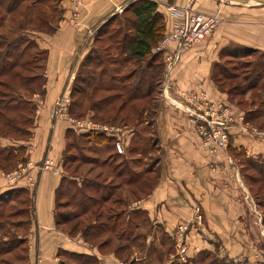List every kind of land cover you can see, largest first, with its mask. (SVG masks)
<instances>
[{"label":"crops","instance_id":"obj_1","mask_svg":"<svg viewBox=\"0 0 264 264\" xmlns=\"http://www.w3.org/2000/svg\"><path fill=\"white\" fill-rule=\"evenodd\" d=\"M134 1L82 0L77 23L70 25L64 20L63 26L60 25L49 36L50 40L44 43L48 51L46 96L41 110H38L34 135L25 142L28 146L27 159L31 162V167L26 168L25 172L35 180V184L31 216L22 236L27 249L24 264H60L59 253L62 251L84 253L87 250L93 253L85 249L82 239L68 235L55 221L56 189L63 173L66 132L73 125L69 119L53 122L49 110L64 81L75 77V74L71 75L75 71V64L80 65L90 47L96 44L93 41L95 34ZM153 1L156 10L163 16V35L171 31L174 18L169 7L172 5L204 14H214L228 7L218 0ZM233 2L231 0L230 3ZM68 3L71 5L70 1ZM247 4L254 6V17L264 16V7H257L264 3L254 0ZM66 15L68 17V13ZM230 24L227 25L223 17L206 39L186 46L176 40L163 41L162 37L138 60L130 51L123 50L125 64L132 68L129 79L137 81L139 96L151 87L145 81L156 84V95L153 94L158 102L155 127L157 143L162 148L161 166L151 194L131 207L145 210L152 223L160 226L166 235L179 224L187 225L184 232L188 258L202 250H214L209 236H217L220 240L230 237L239 239L237 225L249 221L251 215L246 208L248 201L244 198H247V193L245 190V197L243 179L234 157L242 155L246 160L254 161V132L247 131L242 110L230 105L227 93L218 88L212 75L214 65L220 62L222 50L226 48L246 45L264 51V21H254V35L253 29L249 30L250 34L246 32L248 29L242 27L243 22L231 20ZM80 49L83 52L72 60L74 53H79ZM153 55L156 56L155 60L148 64ZM174 55L178 58L172 61ZM194 95L196 97H192ZM216 107L220 108L219 111L228 110L231 117L227 121L229 142L226 150L210 153L202 144L196 124H208L201 117L204 114L208 117V108ZM257 150L255 153L261 154ZM45 160L50 165L45 166ZM42 163L45 164L40 167ZM26 181L23 177L0 189V193L15 188H27L31 193ZM196 204L204 212L203 227H196L192 220L193 206ZM177 232L181 233L180 230ZM184 232L181 234L184 235ZM94 252L99 259L98 251ZM113 257V254H106L100 264H112Z\"/></svg>","mask_w":264,"mask_h":264},{"label":"rangeland","instance_id":"obj_2","mask_svg":"<svg viewBox=\"0 0 264 264\" xmlns=\"http://www.w3.org/2000/svg\"><path fill=\"white\" fill-rule=\"evenodd\" d=\"M68 1L71 2V5H69ZM81 1L82 0H27L26 3L18 6L12 12V14L9 15L5 14L6 10L4 4L2 6L0 5V17L2 15H5L3 24H5L6 27L10 28L9 30H5L4 32L7 36H10L13 33L20 31L21 29L17 27V22L20 21L25 26L24 28L29 30V32L31 33L28 37L35 41L40 50L47 51L44 43L50 40L49 36H52L60 25L63 26L64 20L66 23H70V25H75L77 23ZM218 1L224 3L228 7H226V9L215 11L214 14H204L203 12H197L190 8L189 9L194 13H202L206 16L211 15L218 18L217 26L214 29L218 27L224 17L226 19L227 25H231V20L243 22L242 27L244 29H248V31L246 32L250 34L249 30L253 29L252 34L254 35V21H264L263 15L254 17V12H252V10H254V6H249L247 3L242 2L230 3V0ZM257 7H264V5L260 4ZM182 8L185 7H178L175 5L170 6L169 10L172 17L175 18L172 13L173 9ZM42 13H45V15L48 16L50 24L54 26L52 32L47 24H45V26H41V24L39 23V19L42 17ZM67 13L68 17L66 15ZM37 14L39 15L36 16ZM127 15V13L124 14L123 12H121L116 17L115 21H111V25H106V30L101 33V41L96 43L97 48L96 46L94 47L96 48L95 50L98 52L99 56L105 59L102 62V65H100V67L107 69L105 74H103L104 76L102 80L99 81V76H96V79L94 81H87L88 83H90V86L89 88L87 87L81 94H78L77 92H75V94H72L71 91L73 85H80V81H75V77H69L67 81H64V83L62 84L61 91L54 100L49 110V115L51 117L50 119L53 122L72 119L75 121L84 122L92 121L98 125H113L117 128L115 130V134L113 135V140L110 141L109 146L107 147H105V144H101L103 146L95 144L90 138L91 136H93V134H103L102 131L84 130V132H80L78 128H72L71 130L73 132H71V134L69 135L68 140L71 143L70 146L72 148H69V150L71 153L77 152L78 155L84 154L99 161H109L115 164L122 160H126L127 168L125 172H136L149 169L148 171L151 172L143 174L142 179H145V181H143L141 184H136V186H133V184L131 193H127L124 191V194H121V196L124 195L125 198L128 197L127 202H129V205L131 206L151 194L156 182V175L158 173V170H160L162 148L156 142L157 134L155 127V118L157 114V112H155V109L158 106V102L155 101V97H152V99L154 100L152 102H147L148 104L146 107V111H142L141 115L139 116L140 122H135L137 119V113H134V116H131V119L129 120V123L127 125H124L122 123L121 118L114 119L113 114H111L110 112L102 113L101 111H96V109H92L90 107L91 101L93 99L95 101L98 98L97 94L102 95L112 92L111 90L108 91L107 88L109 85V87H111L112 83L115 82L108 80V75H114L115 79H120V75L130 69L129 65H123L122 55L119 54L122 35L127 31L129 27L126 18ZM27 16L31 17V20H29ZM0 31H3V29ZM43 31H47L49 33H45ZM171 31H173V23ZM171 31H169L167 34L164 33L163 41ZM210 32L206 33L202 38L193 41L191 44L206 39L207 35L210 34ZM117 40L119 42L118 44L114 46L113 44L111 46H108L109 43H113ZM176 41L182 46L191 45L186 44L183 39H177ZM30 49H32V47ZM230 49V51L225 50L226 53L224 52L221 55L219 66L214 67L213 75L217 77L220 82H223V88L226 89L223 91H228L226 93L230 105L233 107L235 105L236 108L242 110L243 122L248 126L247 131L254 132V166L248 164L247 162L251 160H246L242 155H236L234 157V161L240 169L243 179V193L245 197L247 193V198H244V200L248 201V204H246V208L251 215L249 216V221L237 225L236 229L238 230L237 234L239 236V239L230 237L227 240H220L217 236H209V242L212 241L214 250H202L196 253L194 257H192L197 260L196 264H210L211 261H214L215 264H224L223 261L225 260H223L222 258H226L227 260H229L226 262V264H264V87H261V90L258 91V88H260L259 84L264 82V72L262 73V77L257 80V82L259 81V83L256 82V84L254 82V84L250 85L251 78L254 75L256 76V74L258 73V71L254 72V69L256 70L264 64V51L261 49H245L241 51L242 55L234 56L233 54L235 51H232L233 48ZM82 52L83 50L81 51L80 49L79 53H74L72 60H74L75 56L80 55ZM237 52L239 53V51H236V53ZM47 56L48 51L46 57ZM40 57V53L36 54V64L38 65V67H43V65L44 67L43 70L38 68L37 72L40 73V71H43V73L45 74L47 58H45V62L43 63L42 60H38ZM114 58H118V60L115 61L117 63L112 65L110 61ZM177 58L178 57L174 55L172 61L176 60ZM106 60H108L109 63H106ZM81 67L82 66L75 64V71L71 75L73 76V74H75L76 76L79 69L81 71ZM100 67L98 65H95L94 62H91L87 66L88 70L85 67H82V70L83 72L94 70L97 74L100 72L97 71V69H100ZM85 73L86 72H84V74ZM228 73H236L238 77L230 80V78H228ZM46 82H48L47 79L45 81V85L47 84ZM91 83H93L92 85L100 84L99 87L102 88L101 90H99V93L95 94V97L88 96L89 93H91ZM237 83L238 87L236 90H228L230 87ZM123 84L124 81H120V85L122 87L120 86V89L118 88V90L116 91H120L123 95L122 98L124 99L126 92L123 90H126L130 87V82L124 88ZM116 87L117 86H115V88ZM156 91L157 89L155 90V92ZM154 95H156V93H154ZM30 96L33 102L36 104V111L33 117L32 127L30 128L31 134L28 135L26 139L20 140L0 136L1 147L9 145H20L24 148V156L26 157H28V146L25 144V142L34 135V129L38 121V110H41L42 108V104L46 96V90L42 97H40L38 94ZM192 97H196V95ZM57 99H62L63 101L61 100V102H59V105H56L58 102ZM133 101L134 102H131L130 104L128 103V105L125 107H131V109H133L132 111H136L138 108H140V106L138 105L137 100ZM121 102L122 101L119 100L115 103H117L118 106ZM69 107L72 108V113L69 111ZM219 109V107H216L214 109L208 108V111H206L208 113V117L205 116V114L201 117V119H203L208 124H206L205 126H203V124H196V131L200 136L202 144L210 153H217L226 150L227 144L229 142L227 121L230 120L231 117L228 114V110L224 112V109L221 111H219ZM247 111H253V116L248 118ZM55 113L56 117L53 116ZM108 114L112 115V118L110 120L106 119L108 118ZM74 125L76 124L74 123ZM79 133H90V136H88L86 140H82L79 138V141V139H75V137ZM116 135L120 137L122 141V148L120 152H117L116 149L114 151L113 148V142L117 139ZM223 135L226 136L225 142L223 139ZM132 137H134L133 141L131 140ZM130 141L132 142L130 143ZM129 148L131 149L130 151H128ZM256 149H258L257 151H259V153L261 154L257 155L255 153ZM45 163L40 164V167H43V164H45V166L50 165L46 162V160ZM96 164L98 163L76 161L71 165L72 169H64L62 173L65 175L63 181L64 184L61 188V194L59 193L58 195V213H68V211H70L68 207H63V204L61 203H64L66 202V200L71 199L70 195L74 190L76 183L80 184L82 180L95 178L94 174L103 168L101 166H96ZM77 165H79V168L74 171L73 168ZM30 167L31 162L27 159L24 164H19L18 167L9 169V171L0 170V189H3L7 185H12V183H15L17 180L25 177L27 180V187L31 190V193H29L31 194L32 198L34 194L33 186L35 184V180L32 179L27 174V172H25L26 168ZM252 167H254V169ZM88 169H92L91 174L86 172ZM111 175L112 174H107L106 176H101L96 179L105 186L104 190L101 189L98 193V197L99 195H102L105 193V191H107L105 190L107 187H112L113 184L119 182V179L116 178L112 181ZM119 193H122L121 189H119L114 195L111 194V198H114ZM248 193L250 196L248 195ZM8 197V199L6 198V201L0 206V210L3 211V216H0V220L2 221L0 226V243H3V246H1L0 250V264H24L26 257L24 259L25 244H23L22 242V236L24 235L27 228L26 223L28 220H30L31 216V199L30 195L26 191H23V193L19 195L9 194ZM138 197L141 198L138 199ZM130 206H127V209ZM105 213L106 212H104V216L106 215ZM192 214V220L195 222V226L203 227V223H205V217L203 209L199 204L193 206ZM131 219V222L137 225H135V227L133 228L131 227L130 231H132V233L130 232V237L132 238L136 236V243H143V247L132 245L129 249L127 248L125 250L123 258H120L112 252H108L110 247H97L96 242L101 238L96 239L92 236H89L88 238L84 239L78 232L75 233V235L73 234L72 236H78L79 239H82L81 241L82 243H84L83 245L85 246V249L88 248L90 251H93V253L87 252V250L86 252L82 253L83 255H86L85 260H83V258L85 257L76 259L71 258L67 253H60L62 264H100L101 259H103V256L105 257L106 254L114 255L112 264H169V261H180L179 257H177L176 254L177 250L180 247L179 241L181 239H183V244L185 245V251L187 254V246L185 244L186 234L184 232L187 225H177V229L175 227L174 231H172V233L168 234L167 237H165L166 235L163 236L161 233L163 231L162 229H156L150 225L152 223L150 218L149 222L144 221L143 216L141 215L135 217L131 216ZM101 220L102 218L98 219L99 222ZM175 230L176 232L178 230H180L181 233L184 232V235L181 233L178 234V232L176 233ZM243 231H245V234H243ZM160 240H164V243L162 244ZM150 246L154 250L149 251L148 248ZM238 246H242L243 248L237 249ZM209 247H212V244H209ZM95 250L98 251L97 254H100L99 259L94 252ZM216 256L221 257V259L219 260L218 258L217 261L213 260L214 258H216ZM188 259L190 258H187V260ZM231 260L233 261L231 262Z\"/></svg>","mask_w":264,"mask_h":264},{"label":"trees","instance_id":"obj_3","mask_svg":"<svg viewBox=\"0 0 264 264\" xmlns=\"http://www.w3.org/2000/svg\"><path fill=\"white\" fill-rule=\"evenodd\" d=\"M26 2L27 0H0V5L2 6L4 4L6 10L5 14L9 15L12 14V12L18 6ZM123 13L128 14L127 17H125L127 18L129 27L127 31L122 35L119 54L122 55L123 65H126L125 58L123 56V50L124 52L125 50L130 51L132 56H134L136 60L142 58L150 51V47L163 37L164 20L163 16L156 10V3L153 0H136L130 3L129 6L123 11ZM38 15L39 14H37L36 16ZM4 16L2 15L0 17V30L3 29V31H0V136L20 140L26 139V137L31 134L30 128L32 127L33 117L36 111V104L33 102L30 95L33 96L35 94H38L40 97H42V95L45 93V74L43 73V71H40V73L37 72L38 68L43 70L44 65L43 67H38V65L36 64V54H41V57L38 60H42L44 63L45 58H47V51L40 50L35 41L28 37L31 33L29 32V30L24 28L25 26L20 21L17 22V27L21 30L13 33L10 36H7L4 31L9 30L10 28L6 27L5 24H3ZM116 17L108 21V24L105 23V27L100 29L99 32L95 34V36L93 37L94 42L98 43L101 41V33L106 30V25H111V21L116 20ZM27 18L31 20V17L27 16ZM39 23L41 24V26H45V24H47L51 32L54 29V26L50 24L48 16H46L45 13H42V17L39 19ZM43 32L46 33L47 31ZM118 43L119 42L117 40L113 43H109L108 46H111L112 44L114 46ZM95 46L96 44L90 47L79 66L85 67L87 69L88 64H90L91 62H94V64L98 65L99 67L100 65H102V62L105 59L99 56L98 52L95 50L97 46L96 48H94ZM31 47L32 49H30ZM231 48H233L232 51H235L233 54L234 56L242 55L241 51L245 49L256 50L246 45H237ZM225 50L230 51L231 49L229 47L222 50V54L225 52ZM236 51H239V53H236ZM152 57L153 58L147 62L148 64H151V62L155 60L154 58H156L155 55H153ZM117 60L118 58L111 59L110 63L113 65L117 63L115 62ZM156 61L159 60L156 59ZM105 62L109 63L108 60H106ZM138 65L135 67V71L137 70ZM159 66L160 65L158 64L156 69L157 75L160 68ZM218 66L219 62L214 65V67ZM82 67L81 71L79 69L74 78L75 81H80V85H73L71 91L72 94H75V92L81 94L87 87L89 88L90 86V83H88L87 81H94L96 79V76H99V81L102 80L104 76L103 74H105L107 70L106 68L100 67V69H97L98 72L100 71L99 73H97L98 75L94 70L84 71L86 72L84 74ZM131 71L132 68L120 75V79H115L114 75H108L107 79L115 83H112L111 87H109L110 85L108 86L107 90H111L112 92L107 94H97L99 93V90L102 89L101 87H99L100 84L92 85L93 83H91V93H89L88 96L95 97V94H97L98 98L95 101L94 99L91 101L90 107L92 109H96V111H101L102 113L110 112L111 114H113L114 119L121 118L124 125H127L129 123V120L131 119V116L133 117V114L137 113V119L135 122L139 123V116L141 115L142 111H145L144 109L147 107V102H152L154 100L152 99V97L154 98L153 94L156 90V84L154 81H145V83L149 82L151 84V87L149 89H146L143 95L139 96L137 90V81H132L129 79ZM256 71H258V73L256 74V76L254 75L251 78L250 85L254 84V82L256 83L257 80L262 77V73L264 72V64L261 65L258 69H254V72ZM228 74L227 75L230 80L238 77L236 73ZM212 76L218 87L222 90H226L223 88V82H220V80H218V78L214 75ZM120 81H124L123 88L130 82V87L126 90H123L126 92L124 99L122 98V93L120 91H116L118 90V88L120 89ZM257 83H259V81ZM115 86L117 87L115 88ZM259 86L260 88H258V91L261 90V87H264V82L259 84ZM237 87L238 83L230 87L228 90H236ZM119 100H121L122 102L117 106V103L115 102ZM133 100H137L138 105L140 106V108H138L136 111H132L133 109H131V107H125L128 105V103L130 104L131 102H134ZM69 108V111L72 113V108ZM111 114L107 115V120H110L112 118ZM253 114V111H247L248 118L252 117ZM71 132H73L71 129H67V143L64 155L62 157L63 171L65 168H67V170L72 169L71 165L76 161L98 163L96 164V166H101L103 168L94 174L95 178L82 180L80 184L76 183V186L74 187V190L70 195L71 199L66 200V202L64 203H61L63 204V207H68L70 209L68 213H58L57 211V206L59 204L58 195L59 193L61 194V188L64 184L63 181L65 178V175L62 174L59 186L56 189V206L54 215L56 224L62 231L70 236H72L73 234L75 235V233L79 232L84 239L88 238L89 236H92L96 239L101 238L96 242L98 248H103L104 246L110 247L108 252H112L116 256L123 258L125 250L127 248L129 249L130 246L135 245L138 247H143V243H136L137 239H135V235V237H130V232L132 233V231H130L131 227L133 228L135 227V225H137L131 222V216L135 217L141 215L143 216L144 221L149 222L150 220L145 210L141 208H130V203L127 202L128 197L125 198V196H121V194H124V191L127 193H131L132 185L134 184L133 186H136V184H141L143 181H145V179H142L143 174L151 171H148L149 169H146L143 171L125 172L127 168L126 160H122L115 164L109 161H99L84 154L78 155L77 152L71 153L69 148L72 147L70 146L71 143L68 141ZM88 136H90V133H79L75 137V139L80 138L82 140H86ZM90 138L95 144L100 146H103L101 144H105V147H107L109 146L110 141L113 140V135L97 133L93 134V136H91ZM133 139L134 137L131 138L132 141ZM132 141H130V143ZM114 142L113 148L115 151ZM130 150L131 149L129 148L128 151ZM26 160L27 157L24 156V148L22 146H0V170L9 171V169L18 167L19 164H24ZM247 163L251 166H254V163L251 161H248ZM78 168L79 165L75 166L73 170L75 171ZM91 170L92 169H88L86 172L91 174ZM107 174H112V181L116 178L119 179V182L113 184L112 187H107L105 189L107 191H105L104 194L99 195L98 197V193L101 189L104 190L105 186L96 179L101 176H106ZM119 189L122 190V193H119L114 198H111V194L114 195ZM23 191H26L30 195L31 211L32 198L31 194L29 193L30 191H28L27 188H15L0 193V206L6 201L5 199L9 194L19 195L23 193ZM140 198L141 197H138V199ZM127 206L130 207H128L127 209ZM104 212H106L105 216ZM0 216H3L2 210H0ZM99 218H102L100 222L98 221ZM1 222L2 221L0 220V226ZM150 225L156 229H161L160 226L154 223H151ZM161 233L163 236L166 235L164 231H162ZM165 237H167V235ZM22 242L23 244H25V239L23 237ZM160 242L163 244L164 240H160ZM1 246H3V243H0V250ZM26 250L27 249L25 246L24 259L26 257ZM148 250L151 251L154 249L150 246ZM60 253H67L71 258L79 259L85 257L83 258V260L86 259V255H83L82 253L73 251H62ZM218 258L219 260L221 259V257L216 256V258H214L213 260L217 261ZM222 259L225 260L223 261L224 264L229 261L226 258ZM232 261L233 260H231V262ZM196 262L197 260H195L194 258H190L185 262L178 260H173L171 262L169 261V264H196ZM60 264H62V262H60ZM210 264H215V262L211 261Z\"/></svg>","mask_w":264,"mask_h":264},{"label":"built area","instance_id":"obj_4","mask_svg":"<svg viewBox=\"0 0 264 264\" xmlns=\"http://www.w3.org/2000/svg\"><path fill=\"white\" fill-rule=\"evenodd\" d=\"M172 13L175 17L173 20V31H171L167 35L164 41L183 39V41H185L186 44H191L193 41L202 38L206 33L212 31L217 26L218 23V18H216L215 16H211V15L206 16L202 13H194L187 7L182 9H173ZM57 100L58 102L56 101L57 102L56 105H59V102H61L62 99H57ZM224 111L227 110L224 109ZM53 116L56 117V113ZM70 122L73 123V128H78L80 132H84V130L85 131L100 130L107 135H114L115 130L117 129L113 125H98L92 121L84 122V121H75L71 119ZM74 123L76 125H74ZM116 137L117 139L114 142V147L117 152H120L122 148V141L120 137H118L117 135ZM223 139L225 142L226 141L225 135H223ZM179 242H180L179 244L180 247L177 250V257H179L180 261L185 262L188 257L186 256L183 239H181Z\"/></svg>","mask_w":264,"mask_h":264},{"label":"water","instance_id":"obj_5","mask_svg":"<svg viewBox=\"0 0 264 264\" xmlns=\"http://www.w3.org/2000/svg\"><path fill=\"white\" fill-rule=\"evenodd\" d=\"M232 1H234V2H242V3H248V2H250V0H232ZM255 1L264 3V0H255Z\"/></svg>","mask_w":264,"mask_h":264},{"label":"bare ground","instance_id":"obj_6","mask_svg":"<svg viewBox=\"0 0 264 264\" xmlns=\"http://www.w3.org/2000/svg\"><path fill=\"white\" fill-rule=\"evenodd\" d=\"M250 1L254 2V0H250ZM256 2H258V1H256Z\"/></svg>","mask_w":264,"mask_h":264}]
</instances>
